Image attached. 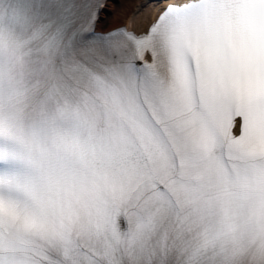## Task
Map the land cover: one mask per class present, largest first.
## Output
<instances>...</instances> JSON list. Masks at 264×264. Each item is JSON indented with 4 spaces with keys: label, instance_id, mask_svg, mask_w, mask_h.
Listing matches in <instances>:
<instances>
[{
    "label": "snow or ice",
    "instance_id": "snow-or-ice-1",
    "mask_svg": "<svg viewBox=\"0 0 264 264\" xmlns=\"http://www.w3.org/2000/svg\"><path fill=\"white\" fill-rule=\"evenodd\" d=\"M0 0V264H264V0Z\"/></svg>",
    "mask_w": 264,
    "mask_h": 264
},
{
    "label": "bare ground",
    "instance_id": "bare-ground-1",
    "mask_svg": "<svg viewBox=\"0 0 264 264\" xmlns=\"http://www.w3.org/2000/svg\"><path fill=\"white\" fill-rule=\"evenodd\" d=\"M122 0H109V4L107 8L104 11V19L107 23V26L110 28H118L121 25L127 24L129 21V17L132 19L133 15V9L135 8V5L137 2H141L143 4L145 0H137V1H131L130 4H124L121 2V4L118 5V3ZM133 4V5H132ZM157 11V8H155ZM153 16L149 19L150 16L147 18L148 21L144 22L143 24L139 25L138 30H143V28H147L148 22L155 17V12L152 14ZM140 18V16H139ZM130 19V21H131ZM137 20V19H136ZM128 21V22H127ZM144 28V29H145Z\"/></svg>",
    "mask_w": 264,
    "mask_h": 264
},
{
    "label": "rangeland",
    "instance_id": "rangeland-1",
    "mask_svg": "<svg viewBox=\"0 0 264 264\" xmlns=\"http://www.w3.org/2000/svg\"><path fill=\"white\" fill-rule=\"evenodd\" d=\"M131 1L132 0H122L118 3V5L121 4V2L124 4H130ZM133 1H137V0H133ZM154 6H155V3L152 2L151 0H145V2L143 4H141V2H137L135 5V8H132L133 9V13H132L133 17H132V19L129 17L128 21H130V19H131V21H130L131 25L139 26L141 24V22L143 23L145 21L147 16H149L153 13ZM139 16H140V18H139Z\"/></svg>",
    "mask_w": 264,
    "mask_h": 264
}]
</instances>
